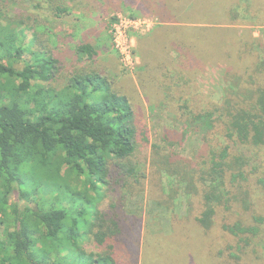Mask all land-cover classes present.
Here are the masks:
<instances>
[{
  "label": "trees",
  "instance_id": "1",
  "mask_svg": "<svg viewBox=\"0 0 264 264\" xmlns=\"http://www.w3.org/2000/svg\"><path fill=\"white\" fill-rule=\"evenodd\" d=\"M26 1L29 10L9 15L4 8L25 0H0V264H130L126 248L142 225L130 198L146 189L147 199L169 213L170 225L188 220L190 232L205 243L217 230L236 239L237 251L228 244L218 260L207 248V264H243L241 249L264 235V171L249 154L264 148V43L235 27L244 24L239 0L90 1L103 12L112 7L131 18L154 14L163 20L138 41L146 43L139 91L148 103L173 100L180 138L199 133L203 149L193 161L181 159L168 151L175 140L166 131L162 146L150 145L148 174L146 155L139 154L149 141L144 114L113 87V76L94 67L95 46L78 44L82 67L56 85L62 69L56 47L65 32L39 12L72 18L74 0ZM244 1L247 19L250 3ZM176 57L183 63L174 65ZM216 65L226 79L213 101L190 83ZM169 67L182 69L187 79L163 83L161 90L158 73ZM80 178L82 190L69 182ZM101 187L111 196L106 210L96 206ZM176 187L189 200L182 216L166 199ZM16 189L34 206L9 203ZM86 243L96 250L88 252Z\"/></svg>",
  "mask_w": 264,
  "mask_h": 264
},
{
  "label": "rangeland",
  "instance_id": "2",
  "mask_svg": "<svg viewBox=\"0 0 264 264\" xmlns=\"http://www.w3.org/2000/svg\"><path fill=\"white\" fill-rule=\"evenodd\" d=\"M90 1L74 0L71 2L70 8L73 15L72 18L68 19H54L47 10L39 12L46 22L53 25L57 30H63V34L65 32V37L57 42L56 47V52L62 61V69L58 78H56V85L61 86L63 84L69 71L82 67V64L76 61L75 47L81 43H89L95 46L99 55L94 67L102 69L106 75L113 76L115 78L113 87L131 96L135 107L139 108L144 114L149 141L148 147H144L142 149L144 151L139 154L141 155L140 157L146 155L145 172L147 174L150 173L148 172V161H150L149 155L151 153L150 145L162 146L161 139L166 131H168L170 139L175 140L168 151L174 152L181 159L193 161L203 149L201 135L189 132L181 139V123L175 119L172 113L175 110L173 108V106H176L175 102L169 97L163 101H158L153 97L154 101L150 100V103H148L139 91L138 66L141 62L143 45H146V43L141 47V43L138 41L143 36L148 35L155 26L160 25L162 19L154 14L131 18L128 15V11L122 12L112 7H108L103 12L102 8H91ZM246 2L248 4V1L239 0L238 21L240 23L242 21L244 24L235 25V27L246 28V30L250 31L253 38L260 43H264V0H249V12L247 13L249 18L243 19L244 12L241 6H245ZM29 7L30 4L25 0V2L9 5L3 9V12L12 15L27 11ZM254 15H257L256 19L253 18ZM29 39L30 34L26 33L24 42H29ZM25 57L28 58V56ZM179 61L183 63V58L180 57L179 59L176 57L174 65H179ZM20 66L21 63L17 64V67ZM158 77H160L163 87H157L161 90L165 86L163 83H182L187 79L185 72L178 67H169L165 72H159ZM225 79L222 66H208L193 78L190 85L194 86L209 99L218 101L224 88H222L221 84ZM147 84L150 86L149 82ZM181 95L185 94L181 93ZM149 104L155 105L156 108L150 111ZM179 140L181 141L177 142ZM250 152L248 153L252 154L254 159L261 161L263 170H258V172L264 171V148L251 150ZM80 179L81 182L74 179H69V182L72 186L82 190L84 184L82 183L83 179ZM165 184H167L166 179ZM176 189L178 190L179 188L176 187L173 190L176 191V194L174 195L173 191H169V197H166V199L171 207L174 205L173 211L182 216L187 213L189 200L181 196ZM47 191H52L50 193L53 195L57 193L55 189H47ZM86 192L97 197L88 188ZM99 192L101 198L97 201L96 206L100 210H106L111 196L104 192L103 187H101ZM173 196L176 198L172 199L174 198ZM130 202L132 210L136 211L135 217H140L142 221L140 234L133 233L126 248V255L130 264H207V255L204 254L207 248H210L208 256L213 255L216 260L219 258L217 252L228 244L233 247V252L237 251V248H235L237 246L236 239L222 235L219 230L209 233V236H205L206 243L209 244L207 247L206 243L199 239L200 236L196 230L190 232L188 220L174 222L170 225L169 213L164 212L153 201L147 199V189L143 195L130 198ZM9 203L16 204L18 208H22L25 205L34 206L33 202H28L21 198L17 189L12 192ZM63 204L65 205L64 201H62ZM230 219L232 220L233 218L230 217ZM217 223H220L219 217ZM3 227L4 225H0V234ZM85 249L88 252L96 250L93 244L88 243L85 244ZM242 251L245 252L244 257L241 259L243 264H264V235L255 238L250 242V245L241 249Z\"/></svg>",
  "mask_w": 264,
  "mask_h": 264
}]
</instances>
